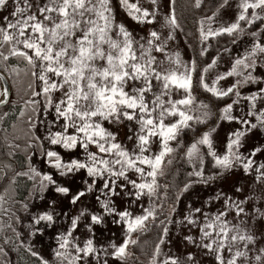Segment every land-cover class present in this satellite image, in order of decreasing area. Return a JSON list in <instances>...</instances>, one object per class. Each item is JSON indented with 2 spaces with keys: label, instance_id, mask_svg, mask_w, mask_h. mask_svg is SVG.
<instances>
[{
  "label": "snow or ice",
  "instance_id": "snow-or-ice-1",
  "mask_svg": "<svg viewBox=\"0 0 264 264\" xmlns=\"http://www.w3.org/2000/svg\"><path fill=\"white\" fill-rule=\"evenodd\" d=\"M211 3L199 56L210 38L245 37L223 69L217 56L200 64L171 51L176 0H0V72L26 81L24 146L5 134L0 150V243L19 242L35 264H264V0ZM194 76L222 103L215 113L194 96ZM8 96L0 90V104ZM213 116L234 126L181 140ZM177 160L188 166L178 182ZM25 219L29 241L55 229L51 258L23 243ZM109 221L119 235L104 236ZM149 231L141 261L131 246Z\"/></svg>",
  "mask_w": 264,
  "mask_h": 264
},
{
  "label": "trees",
  "instance_id": "trees-1",
  "mask_svg": "<svg viewBox=\"0 0 264 264\" xmlns=\"http://www.w3.org/2000/svg\"><path fill=\"white\" fill-rule=\"evenodd\" d=\"M210 7H212L211 0H208L207 5H205L202 9L192 8L190 6L189 0H176L177 18L179 22H181L182 24L184 33L186 32L188 38L190 39V42L192 44L193 55H194L193 57L200 64H203L202 59H204L205 56L208 59L214 53H217L222 48L228 46V43L229 44L231 43V39L227 36L210 38V44H208L207 46L208 51L205 53L204 56H199V51L201 47H200V40L198 39L199 35H197V31H198L197 21L200 19L201 14L203 12H207ZM4 73L6 74V76L10 81L12 87V97L6 106L0 108V116H2L4 113H8L7 116L3 117V120H0V150H3V143H4L3 138L5 134L9 135L10 138L19 137V139H16L14 142L19 143L21 145V148H23L24 146L23 133L25 129H24L23 118L18 119L19 117L18 110L19 108L23 107L21 98L24 97V88L26 87V81L22 79L20 82H16L13 79L12 75L6 72ZM194 88H195V92L197 93V96L199 97L198 100H203L204 102L210 104L212 106V111L214 113L217 111V107H216L217 105L222 107V103L220 101L211 98L210 94L205 93L202 89L195 86V76H194ZM0 90H2L1 80H0ZM212 118L210 120H212ZM209 126H211L209 123L205 125H199V124L193 125V127L186 129L181 133V140L184 142H190L191 139L195 137L197 132H202L204 130H207ZM23 158H24V153L22 151L18 152L15 156V163H18L19 161L23 160ZM175 167L179 172V175L175 177V180H178V178L182 174H184L188 166L182 164L179 160H177ZM0 183H2V181H0ZM27 183H28L27 181L22 182L21 187L18 190L17 199H21L27 195V191H26ZM154 237H155V232L153 231L146 232L143 234V239L147 243L141 245L143 251L142 254H146L147 249L151 244L152 240L154 239ZM0 246L5 248V253H6V255L0 254V264H9L10 248L14 250L16 256L15 264H35L36 262V258L32 257L20 245L19 242L13 241V243L9 245H3L2 243H0Z\"/></svg>",
  "mask_w": 264,
  "mask_h": 264
},
{
  "label": "rangeland",
  "instance_id": "rangeland-1",
  "mask_svg": "<svg viewBox=\"0 0 264 264\" xmlns=\"http://www.w3.org/2000/svg\"><path fill=\"white\" fill-rule=\"evenodd\" d=\"M208 1V0H207ZM141 3L143 4H147V0H140ZM170 3V0H169ZM161 4H163V0H161ZM207 5V3L205 4ZM6 14V13H4ZM229 15H231V13H229ZM163 16H164V9L163 7L161 8V11L159 13V20L156 23V27L159 28L160 23L163 20ZM180 26L177 27L174 32H173V39L171 41H169V45H170V49L171 51L175 52V51H179L181 58L185 61H191L194 59V55H193V50H192V44L190 42V39L188 38V35L186 34V32L184 33L183 31V27L181 22H179ZM143 25L140 26V28L137 29L138 32H140V34H143V32L141 31V29H143ZM197 35H199L198 31H197ZM193 39V38H192ZM199 39V36H198ZM231 39V38H230ZM245 37L241 36L238 40L236 45H233L232 42L229 44L228 46L222 48L219 52L214 53L212 56H217L218 61H219V66L221 69L225 68L227 66V62L229 61V59L231 57H234L239 51L243 50L244 45L241 43L242 40H244ZM193 43V42H192ZM205 46H208V43H205ZM200 47H201V42H200ZM229 49V52H225L223 51V49ZM219 54V55H218ZM210 56V57H212ZM210 57L207 59L206 56L204 57V59H202V61H210ZM261 70H258V72ZM4 73V72H3ZM5 74V73H4ZM6 75V74H5ZM245 95H247V92L245 91L244 93ZM194 96L197 97V99H199V97L197 96V93L194 91ZM199 101V100H198ZM206 103V102H205ZM236 114H241L240 109L237 108V112ZM217 118L214 116L212 118V120H208L207 123H209L212 127H217V133L220 136H223L226 131L230 130L231 127H233V124H230L229 122H218L217 124L213 123V120H216ZM193 125H197L193 122ZM215 135V134H214ZM33 163L38 167V168H43L44 165L40 162L39 158H34ZM184 174H182L178 180H176L177 182L180 181L183 177L184 179ZM77 182H79V180H77ZM241 183H243V180H241ZM201 195H203V193H201ZM193 200H195V197H192ZM188 201V197H184L182 199V201L177 205L178 211H182L185 204ZM38 205H40V207H43L42 203L37 201L36 202ZM66 210H70V209H66ZM20 216H24L23 212L18 213ZM28 223V220L25 219L23 220L21 225H17V229L18 231L21 232V239L23 240L24 244H28V243H32L34 246V250L38 251L42 256H44L45 258H51V247H54V242L51 240V235L54 234L55 229L53 228H47L45 229V234L43 235V237L41 238L39 236V234L37 235V237L33 238L32 241H29L27 239H24L26 233L23 229V224ZM115 232L117 235H119V230H118V226L111 224V222L109 221L107 228L103 230V234L104 236H111L112 233ZM150 232V231H149ZM171 239L173 241L171 247H170V251L172 253L175 254H179L180 252L183 251V245L179 243V237L176 235V230L175 228L172 229V235H171ZM131 251L133 253L134 256L139 257V259L141 261H144L146 258L145 254H142V248L137 247V246H131ZM9 254H10V261L9 264H15L16 261V256L14 253V250L12 248L9 249ZM203 264H210V260L209 259H204L203 260Z\"/></svg>",
  "mask_w": 264,
  "mask_h": 264
},
{
  "label": "water",
  "instance_id": "water-1",
  "mask_svg": "<svg viewBox=\"0 0 264 264\" xmlns=\"http://www.w3.org/2000/svg\"><path fill=\"white\" fill-rule=\"evenodd\" d=\"M0 80L2 83V89L6 88L9 90V96H8V98L5 99V103L0 104V108H2V107L7 105V103L10 101V99L12 97V87H11V84H10L8 77L3 72H0Z\"/></svg>",
  "mask_w": 264,
  "mask_h": 264
}]
</instances>
